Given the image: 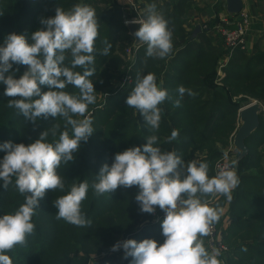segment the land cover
<instances>
[{"label": "trees", "instance_id": "trees-1", "mask_svg": "<svg viewBox=\"0 0 264 264\" xmlns=\"http://www.w3.org/2000/svg\"><path fill=\"white\" fill-rule=\"evenodd\" d=\"M147 1L162 11L172 31L173 50L165 59L146 57V44L134 49V39L124 20L136 17L137 13L126 10L117 0H0V40L10 32L30 35L41 27L39 18L53 16L58 5L64 10L79 2L90 5L96 11L98 25L92 65L95 73L89 77L96 90V102L89 105L94 133L87 143H82L73 162L61 163L57 168L64 189L46 190L32 217L34 232L26 237L23 245H15L6 253L12 264H130L131 257L124 259L120 250L110 251L112 244L122 238L137 241L154 238L162 242L160 220L163 217L153 222L154 214L161 211L139 212L134 199L136 186L118 187L115 192L100 196L91 188L100 166L105 162L111 164L114 153L145 143V137L153 134L138 110L125 104L137 74L154 73L157 83L167 89L170 97L160 105L163 112L159 129L154 133L158 137L156 146L176 151L186 163L193 159L207 162L210 176L215 175L216 163L233 145L241 108L253 101L264 106V43L259 40L248 43L250 52L235 50L223 67L224 76L221 79L217 76L220 63L229 53L223 38L214 30L224 10L222 2L214 19L198 23L190 16L197 7L195 0ZM141 16L145 19L146 11ZM198 25L201 30L192 38ZM104 41L111 44L107 56L101 54ZM128 48L132 49L131 59ZM66 57L68 64L71 57L67 53ZM14 67L20 68L21 73L16 75L26 68ZM74 71L83 69L77 67ZM125 76H130L131 82L120 87ZM181 85L195 95L185 93L176 107L173 101L178 98L177 88ZM4 87L0 85V142L12 140L28 144L43 130L48 132L49 143L56 142L62 131L67 130L71 135V126H66L60 116L42 118L36 123L25 120L18 110L8 107L9 100L14 98L3 94ZM64 91L79 95V89L72 85ZM174 129L179 135L169 142ZM245 144L249 151L235 169L240 183L233 190L232 199L223 195L204 199H212L214 206H227V218L217 222L221 225L225 220L222 232L229 250L227 264H264V111L258 128ZM229 154L234 162L236 156L232 151ZM3 155L0 152V157ZM84 180L89 182V190L81 202V211L91 220V225L77 227L57 220L53 202L67 194L73 184ZM23 202L24 196L17 191L14 179L7 189L0 188V215L13 213ZM101 254L104 255L100 257Z\"/></svg>", "mask_w": 264, "mask_h": 264}, {"label": "clouds", "instance_id": "clouds-1", "mask_svg": "<svg viewBox=\"0 0 264 264\" xmlns=\"http://www.w3.org/2000/svg\"><path fill=\"white\" fill-rule=\"evenodd\" d=\"M39 24L41 27L30 35L10 32L0 40V85L5 86V96L14 98L8 107L18 110L25 120L36 123L60 116L66 126H71V135L62 131L56 142L49 143L48 132L43 130L28 144L0 142V152L4 153L0 157V188L7 189L14 179L17 191L24 196V202L13 213L0 215V264H12L6 253L15 245H23L34 232L32 217L46 190L64 189L57 168L61 163L73 162L82 143H87L94 133L89 105L96 102V90L89 77L95 73V9L82 2L68 10L58 5L55 14L41 16ZM139 25L134 36L138 43L147 45L146 57L165 59L172 53V31L155 3L147 5L146 17ZM104 44L101 54L107 56L111 44ZM66 53L71 57L68 64ZM14 66L26 68L16 75L21 72ZM77 67L83 71H74ZM68 85L78 88L79 95L64 91ZM45 87L47 90L42 91ZM177 93L173 101L176 107L185 93L195 95L183 85L178 86ZM166 99H170L168 91L157 83L154 73L137 74L125 104L138 110L153 134L145 137V143L114 153L111 164L103 163L91 184L97 196L111 194L118 187L136 186L134 199L139 212L154 214L159 209L164 213L160 220L163 240L126 239L112 244L110 251L123 249V258H132L130 264H222L219 250L209 251L203 237L211 235L223 209L204 198L223 195L231 200L239 177L231 167H221L210 176L207 162L193 159L186 163L176 151L156 146L158 137L154 133L160 126V105ZM178 135V130H172L168 141L176 140ZM88 190L89 182L84 180L57 198L53 202L56 219L77 227L90 226L91 220L81 211Z\"/></svg>", "mask_w": 264, "mask_h": 264}, {"label": "built area", "instance_id": "built-area-1", "mask_svg": "<svg viewBox=\"0 0 264 264\" xmlns=\"http://www.w3.org/2000/svg\"><path fill=\"white\" fill-rule=\"evenodd\" d=\"M126 10L133 9L134 6L131 7H124ZM125 24L131 22H143V19L140 16H134V17H127L124 20ZM251 23H252V16L246 10L245 8L242 9L238 14L228 15L227 17L221 16L220 21L215 25L214 30L221 35L223 38L226 48L228 49V55L224 58V60L220 63V67L218 70V78L221 79L224 76L223 67L226 65L227 60L232 55V53L237 50L241 49L247 52H250L249 46H248V36L250 34L251 30ZM206 25H204V28ZM134 47V45H133ZM135 49V48H134ZM127 55L128 58H132V49H127ZM130 76H125L122 81L120 87L125 86L126 84H129L131 82ZM231 151V149H230ZM232 156L224 155L222 159H220L215 166V174L221 167H231L235 169L234 162H232ZM209 204L214 206V201L208 200ZM164 216L163 212H160L158 214H154L153 216V222H158L162 217ZM229 220V218H228ZM225 223V220L221 225L219 223H216L213 228L210 236L203 237L205 241V245L209 251L212 250V248H216L220 252V256L218 259L222 261V264H227L228 260V246L224 242V235L222 232V226ZM128 238H122L120 241L126 240ZM120 252H123V249L120 250Z\"/></svg>", "mask_w": 264, "mask_h": 264}, {"label": "crops", "instance_id": "crops-1", "mask_svg": "<svg viewBox=\"0 0 264 264\" xmlns=\"http://www.w3.org/2000/svg\"><path fill=\"white\" fill-rule=\"evenodd\" d=\"M117 1L123 7H131L133 5L135 12L141 18H142L141 16L142 13L146 11V7L149 4L147 0H117ZM195 1L197 7L190 12V16L192 20L195 22L199 23L206 19H214L217 16L216 5L220 6L219 5L220 2H222L221 6L224 7L223 10L224 16L230 15L226 10V0H195ZM243 5L244 6L242 9L245 8L246 10H248V12L252 16L251 30L248 36V43L251 45L260 39H264V18L262 17V15L264 14V7H263L264 0H243ZM220 16L223 15L220 14ZM218 206L223 209V213L219 220H222L223 218L226 219L227 211H228L227 206L222 204Z\"/></svg>", "mask_w": 264, "mask_h": 264}, {"label": "water", "instance_id": "water-1", "mask_svg": "<svg viewBox=\"0 0 264 264\" xmlns=\"http://www.w3.org/2000/svg\"><path fill=\"white\" fill-rule=\"evenodd\" d=\"M243 0H226V10L228 14H238L243 8ZM141 22L128 23L127 29L129 34L134 39V48H138L142 43H138L134 36L135 31L140 27ZM201 30V26H197L193 31L192 38ZM264 111V106L258 101H253L241 108L239 112V127L233 137L232 155L236 156L234 161L235 169L237 170L239 162L248 154V148L245 140L250 137L259 126L260 114Z\"/></svg>", "mask_w": 264, "mask_h": 264}, {"label": "rangeland", "instance_id": "rangeland-1", "mask_svg": "<svg viewBox=\"0 0 264 264\" xmlns=\"http://www.w3.org/2000/svg\"><path fill=\"white\" fill-rule=\"evenodd\" d=\"M263 7H264V5H263ZM216 8H217V10H219V6L216 5ZM217 10H216V11H217ZM220 13L224 16V11H223V10H222ZM225 17H227V16H225ZM219 20H220V19H219ZM259 42H260V43H264V39H260ZM262 47H263V45H262ZM235 133H236V132H235ZM233 137H234V136H233ZM232 141H233V140H232ZM230 149H231V151H232V150H233V146H230V147L226 150V152H227V154H228L229 156H230L229 152H231ZM232 159H233V158H232ZM232 159H231V160H232ZM210 200H211V199H210ZM103 255H104V254H101L100 257L103 256Z\"/></svg>", "mask_w": 264, "mask_h": 264}]
</instances>
